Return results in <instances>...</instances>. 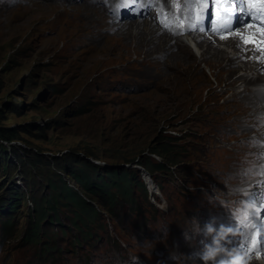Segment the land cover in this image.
Wrapping results in <instances>:
<instances>
[{
	"label": "rangeland",
	"instance_id": "obj_1",
	"mask_svg": "<svg viewBox=\"0 0 264 264\" xmlns=\"http://www.w3.org/2000/svg\"><path fill=\"white\" fill-rule=\"evenodd\" d=\"M159 1L140 0L138 15L137 0H0V130L16 134L0 136V264H250L258 254H246L254 229L242 236L249 224L239 212L252 202L231 196L223 137L239 112L223 96L201 109L167 103L185 73L174 52L158 57V38L142 34L151 29L142 23L177 18L160 12L175 3ZM206 3L197 1V21L186 20L210 39ZM131 22L143 28L124 27ZM180 38L216 84L194 37ZM81 169L89 187L79 184ZM63 185L82 192L92 216ZM263 224L253 231L261 250ZM211 248L219 254L205 261Z\"/></svg>",
	"mask_w": 264,
	"mask_h": 264
},
{
	"label": "bare ground",
	"instance_id": "obj_2",
	"mask_svg": "<svg viewBox=\"0 0 264 264\" xmlns=\"http://www.w3.org/2000/svg\"><path fill=\"white\" fill-rule=\"evenodd\" d=\"M138 2L140 0L133 3L139 9L138 12L134 13L142 15L145 8H140ZM152 2L154 4L155 2L160 3L159 0H152ZM168 2L175 3L177 8L173 10L162 7L160 12L181 13V10L190 4V0H166L167 4ZM148 9L150 7L146 10ZM190 13L191 10L188 14ZM187 15L184 14V17ZM184 17H180L183 22L171 17H167L163 21L154 20L158 26L141 22L144 26L151 28L142 34L152 33L158 38V50H162L161 53L156 51L158 57L174 52L173 55L179 57L178 66H182V69L179 70L185 73L184 80L180 84L178 83L175 88L171 89L170 85L167 87L170 88L165 92L167 103L173 104L176 100L184 101L187 99L198 102L199 109H201L207 101H217L218 96H223L224 102L232 103L238 110L236 128L234 131L232 130L233 133L230 137L227 134H223V137L228 143L225 150L230 157L227 160L235 168L230 182V187L234 191L231 196L242 194L247 201L252 202V205H243L239 212L241 224H249L244 235H242L245 238L249 230L259 231L260 226L264 223V219L261 218L264 216V201H261L264 200V194L261 193L264 191V186L257 185L264 183V26L247 22L237 15L234 23L223 30L215 26L210 28L208 32L211 37L208 39L205 28L198 26L194 21H190L191 19L186 20L188 18ZM242 23L244 26H241ZM249 23L253 25H249ZM134 26H137L136 29H138L135 33L143 28L138 27V22H131L129 26L124 27L133 28ZM233 28L234 31L230 30ZM236 31H242L243 35L236 34ZM181 32L189 37H194L195 45L201 51L200 59L213 68L209 71L215 77L216 84L212 83L210 78L203 73V69L199 67L200 61L193 58L189 46L180 38ZM252 38L256 40L255 43H253ZM245 40L249 42L246 43ZM239 62L241 63L238 64ZM164 66L171 68L172 64L165 62ZM179 70L178 73H180ZM240 71H244V73H240ZM250 71H255L257 76L250 77ZM222 85L224 86L221 93L217 92V87ZM204 90L207 93L203 100ZM226 93H229L227 97L225 96ZM251 131L256 134L254 140L249 136ZM230 138L234 139L232 144L227 140ZM242 236L238 237L241 238ZM236 248H238L237 245L233 244L231 249L235 250ZM258 251L256 257L250 259L252 262L250 264H264V250L259 249ZM241 253L239 251V256ZM232 264H244L243 259L241 257L240 259H232Z\"/></svg>",
	"mask_w": 264,
	"mask_h": 264
},
{
	"label": "trees",
	"instance_id": "obj_3",
	"mask_svg": "<svg viewBox=\"0 0 264 264\" xmlns=\"http://www.w3.org/2000/svg\"><path fill=\"white\" fill-rule=\"evenodd\" d=\"M0 136L1 138L3 139H6V140H13L14 139V136H16L15 133H6L4 129H1L0 130ZM81 175H76L78 178H79V184L80 186H83L85 185L86 187L89 185V179H88V176H86L87 174H84L85 173V170L81 169ZM124 182L126 183L125 186L128 188L129 185H131V180L128 178V175L124 174ZM89 187V186H88ZM144 188H145V185H144ZM146 190V188H145ZM61 191L65 192L64 194V197H66L67 199L73 201L75 204L78 205V207L84 212L86 213L88 216H92V210L89 208V202L83 197L82 195V192L80 190H77L71 186H68V185H63L61 187ZM43 213V212H42ZM56 217V216H55ZM54 217V218H55Z\"/></svg>",
	"mask_w": 264,
	"mask_h": 264
},
{
	"label": "clouds",
	"instance_id": "obj_4",
	"mask_svg": "<svg viewBox=\"0 0 264 264\" xmlns=\"http://www.w3.org/2000/svg\"><path fill=\"white\" fill-rule=\"evenodd\" d=\"M212 251H216L217 254H219V250L218 249L211 248V249H208V250L205 251V253L202 256V259H204L205 261H208L209 259H213L214 260L215 257H213L211 255ZM236 258H238V257H232L231 259H228V260H221V261H219V264H232V259H236Z\"/></svg>",
	"mask_w": 264,
	"mask_h": 264
},
{
	"label": "snow or ice",
	"instance_id": "obj_5",
	"mask_svg": "<svg viewBox=\"0 0 264 264\" xmlns=\"http://www.w3.org/2000/svg\"><path fill=\"white\" fill-rule=\"evenodd\" d=\"M196 2V0H193V3H195ZM243 2V0H241V3ZM213 3H215V0H213ZM245 18H247V14L245 13ZM241 26H244L243 25V23L241 24ZM235 29H232V31H234ZM245 42L247 43V42H249V41H247V40H245ZM253 43H254V41H253Z\"/></svg>",
	"mask_w": 264,
	"mask_h": 264
}]
</instances>
